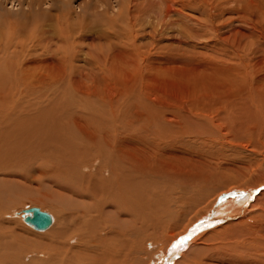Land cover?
Here are the masks:
<instances>
[{
  "label": "bare ground",
  "instance_id": "1",
  "mask_svg": "<svg viewBox=\"0 0 264 264\" xmlns=\"http://www.w3.org/2000/svg\"><path fill=\"white\" fill-rule=\"evenodd\" d=\"M116 1L117 14L111 13L110 27H104L121 24L120 34L116 38L102 27L110 35L102 43L101 25L95 24L92 32L83 26L85 11L98 3L91 9L83 3L75 13L69 0H0V264H20L19 239L13 234L9 239L2 212L9 178L24 160L38 165L47 184L46 201L69 210L61 264H81L80 254L97 258L100 253L109 255V264H147L131 260L154 249V264H264V62L247 55L243 69L231 52L232 65L219 68L222 75L241 77L231 79L240 85L241 97L230 106L228 85H223L226 97L219 100L212 87L196 95L185 84L184 93L168 101L133 94L134 102L124 109L127 93H114L115 87L106 96V81L144 78L174 54L164 44V28L179 23V32L188 28L192 41L197 40L201 27L198 21L183 25L191 18L185 10L198 6L205 14L213 4L222 7L218 0ZM5 3L14 8L15 3L21 14L13 16ZM171 41L182 45L178 38ZM118 68L127 71L122 75ZM182 74L194 76V71L182 69ZM92 104L98 110L82 112ZM228 117L244 124L235 126ZM180 146L201 150L202 161L183 162L180 170L168 164L169 155L182 152ZM154 178L164 184L154 188ZM150 190L155 195L147 206ZM47 215L49 226L38 232L54 224Z\"/></svg>",
  "mask_w": 264,
  "mask_h": 264
},
{
  "label": "rangeland",
  "instance_id": "2",
  "mask_svg": "<svg viewBox=\"0 0 264 264\" xmlns=\"http://www.w3.org/2000/svg\"><path fill=\"white\" fill-rule=\"evenodd\" d=\"M69 1H70V5H71L70 6L71 11L74 10L75 13L76 12L80 13V11H81L80 8L83 6V3H84V5L87 4L85 9H91V6H94V5L96 6V3H98L97 4V6H99L98 8L97 7L92 8L91 9L92 11L88 10L89 13L91 12L90 14L88 13V11H85V14H84L85 19H83L84 20L83 26L86 29H90V31L92 32L93 30H95V28H96L95 26L101 25L100 30H103L102 29V27H103L106 32L110 31L109 33L112 36L113 35L115 36V34H116V38L120 34L119 33L121 30L120 27H122L121 24H119V26H118V24L115 26L112 25V27H111L112 29H117V30H114L117 32L116 33V32L111 31L112 29H110V28L108 29V27H110V25L106 23V22H108L109 18L113 17L111 15V13L115 12V14H117L116 10H118L119 5H118V7L116 6L117 5V3H115V2H117L116 0H94L92 3H90V1L85 2L83 0H69ZM122 1H124V0H122ZM218 1L219 2L216 1V4H218V6L221 5L220 7H222V9H220V10H219V8H216L214 6V4H213L211 9L206 10L205 14L204 13L202 14L201 9L199 10L198 6H194L195 10H194V8H193V10H191L192 8L189 10H185V12H184V14H186L185 16L188 15L189 17L191 16V18L187 19L188 21H186V19H184L185 22L183 23V25L187 24L188 26H191V25H194V21L195 22L198 21L196 24H198L199 27H201L200 31H199L201 36L199 35L200 36V37H198L199 39L192 41V38L194 39V37H192L191 33L188 32V30H187L188 28L180 29V32H182V34H180L179 27H178L179 23H177L176 25H174V24L169 25L168 28L167 27L164 28L165 34L163 33L162 35L167 36V38H166L167 42L165 41L164 44L170 45V49L174 52V54L176 55V53H178L180 55L179 57H181V58H179V59L175 58L174 54H173V56L170 55V56L166 57V59H165L166 61H164L161 65H159V66L155 67L153 70H151L149 72V74H144V78H142V79H141V77H138L139 79H137V78L116 79V80L114 78L109 79V80L107 79L108 81H106V82L108 84L106 87H104L105 89L103 91L107 94L106 96H109V89L112 90L115 87L117 89L113 90L114 93L121 94L125 91V93H127V96L125 97L123 104H124V109H127L131 105V103L134 102L133 98L136 95H138V93L139 94L143 93L144 95H153V96L155 95V96L164 97V99L166 101H168V100H173V98H176L178 95H182L185 91V87L182 85L188 84V85L192 86V89L194 88V90H195L194 93L196 95H201V93H202V95L207 94V92H210L212 90V88H214L213 92L216 95L217 94L221 95L220 97L217 95L218 98H216V99L220 100L223 97H226V95H225L226 89L224 90L223 85L225 87L228 85V98H227L228 99V106L233 104L235 100H238V97L239 98L241 97V96H239L241 93L240 88H239L240 85H238L236 82H234V80H231V79H241V77L240 76H231L229 73L228 74L224 73L222 75V73L219 72V68L221 66H225V67L228 66V68H229L234 61V60H232V56H230L233 54H235V57L237 58V60L241 62L242 67H243V64L246 63V59L244 58V56H247V55H248L247 57L252 58V61L254 59V61H256L258 63L264 62V50L260 48V47H262L260 42L263 41L262 45L264 44V0H218ZM118 2H120V0ZM189 2L192 3L193 1H189ZM15 3L17 4V2H15ZM15 3L12 4V5L16 6L15 8H14V6H11V4H9V3L8 4L5 3V6L3 5L8 12L12 13L13 16H17V15L21 14V12H22V9L20 12V10H19L20 7L17 8L18 6ZM56 3H57V5L60 4V6H61V3H59L58 1H56ZM122 5H121V7L124 6V5L123 6ZM109 7H111V8L113 7V9H112L113 12H111L112 10H110ZM44 8H47V7L42 6V9H44ZM13 10H14V12H13ZM55 10H57V9H55ZM93 10L96 11V13ZM97 11L101 14L99 15V13H97ZM17 12H20V13L17 14ZM53 12L56 13V11H53ZM86 12L88 13V15H86ZM104 12H108V14H104ZM94 13L98 14V15H95ZM46 14L47 13H43V15H46ZM215 14H217L218 16H216ZM48 15H50V14L46 15L47 18H48ZM51 15H53V14L51 13ZM105 15L107 16L106 18L104 17ZM43 17H45V16H43ZM73 17H75V16H72V18ZM72 18H71V20H73ZM95 18L98 20H95ZM105 19H106V21H104ZM172 19H174V18L172 17ZM101 21H102V23H101ZM103 21H104L105 25L103 24ZM95 24H97V25H95ZM106 25L108 27H104ZM157 27H158V25L155 26V28H157ZM192 28L193 27H191L190 29H192ZM148 29L150 30L151 28H148ZM158 29H159V27H158ZM104 30L100 34L102 37V43L103 42L106 43V41L108 43L109 42L108 38H110L109 37L110 35L107 33V36H106V32H104ZM184 31H187V32H184ZM111 32L114 34H112ZM153 34L155 35V34H157V32L153 33ZM209 36H211V39H209L210 38ZM176 38L180 39L182 42V45H180V48L176 46V43L173 44L171 41L172 39H176ZM205 38H207L208 41ZM217 38L219 39V41ZM248 38H250V41ZM104 40H106V41H104ZM85 41H86L85 44H92V43L96 44V42H97V41L96 42L95 41L90 42V40H85ZM219 42H220V44H219ZM248 44L251 45V47ZM246 46L249 50H247V48L244 49V47H246ZM225 47H227V48L225 49ZM243 49H244V51H243ZM255 49H256V51H255ZM176 50H178L180 52H177ZM257 50H258V52H257ZM181 53H183V54H181ZM242 53H245V54H243V56H242L241 55ZM183 56H185L184 60H183ZM187 56H190L191 58H188ZM117 58H118V56H116L114 58L110 57V60H112V59L117 60ZM172 60H174V62H176V63H174ZM252 61L250 60V63H252ZM178 62H180L181 64L179 63L180 64L179 65ZM117 65H119V64H117ZM195 66L196 67L199 66V67L196 68ZM157 69H159V70H157ZM182 69H184L185 73H187L191 69L192 71H194V76H192V74H190V76L189 75H183ZM243 69H244V67H243ZM115 70L121 71V68H118ZM126 71L127 70L123 71V69H122L121 73L124 72L122 75H124L126 73ZM153 74L155 75V77ZM229 76H231V77H229ZM184 79H186V80H184ZM208 79H219L218 81L214 82V83H216L215 85H217V86L214 87L213 86L214 83L213 84L210 83V81ZM73 80L78 81V79H73ZM79 80H82V79H79ZM143 80L145 81V83ZM133 81L135 82L136 85L134 84ZM207 81H209V82H207ZM84 82L88 85L92 84L91 79H86ZM131 82H132V84H131ZM138 82H140V83L137 84ZM203 82H204V84L202 85ZM144 84H146V85H144ZM196 84H197V86H196ZM200 84H201V86H199ZM93 85H95V84L93 83ZM137 85H138V87H137ZM102 86H103V84H101V88H102ZM182 87H184V88H182ZM117 90H118V92H116ZM122 90H124V91H122ZM180 92L182 94H180ZM133 94H135V96ZM236 94H238V95L236 96ZM123 95H124V93H123ZM128 96H130V97H128ZM119 97H120V95L117 96L116 99H119ZM74 106H77L76 103ZM97 106L98 105L92 104V106L87 107V109L82 108V112L91 113L92 111L98 110ZM72 110H75V109H72ZM240 114L242 115L241 112H240ZM233 118L235 120H233L232 118H229V117H228V120H230L232 122V124H234L235 126L244 124L241 121L240 122L237 121V119L235 117H233ZM253 128H254V126H249L248 129L252 130ZM181 151L182 152L180 154L174 153L173 155H171V156L175 155L173 157V159L169 155L171 161H169L168 164L176 167L177 170H180V167L184 168L183 162H185L186 164H190L191 161L195 162L198 159H199V161H202L200 159V157H201L200 155H202L203 152L201 150H198L197 148L190 147V146L189 147L188 146H184V147L182 146ZM176 156H178L179 158ZM175 158H178V159H175ZM193 162H191V163H193ZM30 163H32V164H30ZM35 163L36 162L31 161V160L22 161L18 165L19 167H16L17 169L20 168L21 171H20V169H18L19 172L16 170V172H18L17 174L15 173L12 176H10L11 178H9V181H10V179L12 181V182L10 181L11 183L8 187V191H10V192L7 195V200H6L7 203L3 209L4 212H2V213L6 217V222H7L6 228H9L8 229L9 239H11V236H10L11 234H13L14 236H17V238L15 237L17 240L19 239V241H18L19 242L18 243V251H19L18 254H20L19 255V263L20 264H53L54 262H55V264L56 263L61 264L60 260L63 257L64 253L67 252V250H66L67 248L64 246V242L66 241L65 237H67V235L69 236L70 225H68V222H67V220L65 221V219H67V214H68L69 210H66L65 208L63 210V207H60L55 202H52L49 200L46 201L47 199L45 198V194H46L45 191L47 188V184H45V182L43 183V181H45V179H43V177L39 174V172H37L38 171V165L37 164L35 165ZM160 179H161V181H160ZM160 179L157 178L156 182H155V178L150 179L151 182L152 181L155 182V184H153V182L150 184H152L153 187L156 184L163 185L164 184V182H162L163 179L162 178H160ZM16 182H18V183H16ZM154 193H153V191L151 192V190L147 192L146 198H148V199L145 198V200H144V203L146 201L145 205H147V206L152 205L150 203L153 201V196L155 195ZM149 199H152V200H149ZM147 201H148V203H147ZM31 207L38 208L42 212L47 213L53 217L54 224L47 231L38 232L37 230L33 229V227L31 225L24 222L22 212H23V210H26V209L31 208ZM219 207H221V205ZM64 224H66L67 226ZM10 230H12L13 232H10ZM19 230H21L20 231L21 233H17ZM64 231H66L67 234H65ZM62 234H65V237H63ZM156 251L157 250H155V249H154V252L152 251L150 253V251H149L150 255H147V256L146 255L145 256H137V258H134L131 260V263H135L137 261H140V259L141 260L144 259L145 262H147V264H154L155 261L157 262V260H155ZM52 255L55 256L56 259L53 258ZM80 255H82L85 259V260L83 259V261H81V264H88V263L89 264H105V263L109 264L108 259H107L109 255H107V254L103 255L100 253L97 256V258H96V256L91 257L90 255H88V256H84L83 254H80ZM49 257H52L53 260H55V261H53L51 258V260L53 261V263H51L52 261L49 259ZM99 257H102V258H99ZM139 257H141V258H139ZM58 259H59V261L57 262ZM98 259L103 260V261L106 260V261L101 262V261H98ZM152 261H154V262H152ZM44 262H46V263H44ZM65 263L68 264L67 262H65ZM62 264H64V263H62ZM141 264H143V263H141Z\"/></svg>",
  "mask_w": 264,
  "mask_h": 264
},
{
  "label": "water",
  "instance_id": "3",
  "mask_svg": "<svg viewBox=\"0 0 264 264\" xmlns=\"http://www.w3.org/2000/svg\"><path fill=\"white\" fill-rule=\"evenodd\" d=\"M23 213L30 214V216L24 218V222L28 223L36 230H43L50 224V217L46 213L41 212L38 208L31 207L23 210Z\"/></svg>",
  "mask_w": 264,
  "mask_h": 264
}]
</instances>
